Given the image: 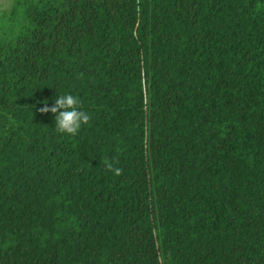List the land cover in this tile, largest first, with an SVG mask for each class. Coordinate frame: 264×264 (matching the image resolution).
<instances>
[{
	"label": "trees",
	"instance_id": "1",
	"mask_svg": "<svg viewBox=\"0 0 264 264\" xmlns=\"http://www.w3.org/2000/svg\"><path fill=\"white\" fill-rule=\"evenodd\" d=\"M0 264H264V0H10Z\"/></svg>",
	"mask_w": 264,
	"mask_h": 264
},
{
	"label": "clouds",
	"instance_id": "2",
	"mask_svg": "<svg viewBox=\"0 0 264 264\" xmlns=\"http://www.w3.org/2000/svg\"><path fill=\"white\" fill-rule=\"evenodd\" d=\"M40 111L54 114L55 131L71 137L77 136L82 127L92 121V115L83 108L80 97L71 92L58 95L51 107L41 108ZM104 166L117 177L123 174V169L107 158L104 160Z\"/></svg>",
	"mask_w": 264,
	"mask_h": 264
},
{
	"label": "rangeland",
	"instance_id": "3",
	"mask_svg": "<svg viewBox=\"0 0 264 264\" xmlns=\"http://www.w3.org/2000/svg\"><path fill=\"white\" fill-rule=\"evenodd\" d=\"M10 0H0V10H2L3 8H5Z\"/></svg>",
	"mask_w": 264,
	"mask_h": 264
}]
</instances>
